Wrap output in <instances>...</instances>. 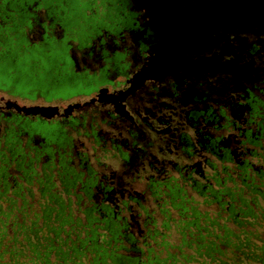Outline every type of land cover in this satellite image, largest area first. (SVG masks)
Returning <instances> with one entry per match:
<instances>
[{"label": "flooded vegetation", "instance_id": "1", "mask_svg": "<svg viewBox=\"0 0 264 264\" xmlns=\"http://www.w3.org/2000/svg\"><path fill=\"white\" fill-rule=\"evenodd\" d=\"M2 1L4 261L87 264L186 201L264 204L263 0Z\"/></svg>", "mask_w": 264, "mask_h": 264}, {"label": "trees", "instance_id": "2", "mask_svg": "<svg viewBox=\"0 0 264 264\" xmlns=\"http://www.w3.org/2000/svg\"><path fill=\"white\" fill-rule=\"evenodd\" d=\"M191 202L176 205L142 248L112 250L108 241L102 250L89 245L87 264H264V204L259 199ZM17 249L14 256L40 264L37 250ZM81 251L75 248L76 254ZM5 254L0 252V264H20L4 261Z\"/></svg>", "mask_w": 264, "mask_h": 264}, {"label": "water", "instance_id": "3", "mask_svg": "<svg viewBox=\"0 0 264 264\" xmlns=\"http://www.w3.org/2000/svg\"><path fill=\"white\" fill-rule=\"evenodd\" d=\"M231 1H232V0H230V5H231ZM235 2H237V0H236ZM239 2H240V4H243V3H244L243 5H247V4L249 3V0H247V1H246V0H240ZM263 2H264V0H263L262 2L259 1L258 3L253 4V2H252V0H251L250 5L253 4V5H251V9H252L253 6L255 5V7H254V9H253L254 17H257V16H260V15L264 14V10L261 9V6H262ZM225 4H226V3H225ZM240 4H239V3H235L234 6H235V5H240ZM242 13H243V12H242ZM242 13H241V14H242ZM242 16H244V17H245V16H248V15H247V12H244V14H243ZM250 17H251V16H250ZM237 18H238V17H237ZM242 18H243V17H242ZM235 21H236V23H237L238 20H237V19L234 20V25H235ZM232 24H233V23H232ZM255 24H256V23H254V24L251 23V26H250V27L257 26V25H255Z\"/></svg>", "mask_w": 264, "mask_h": 264}, {"label": "rangeland", "instance_id": "4", "mask_svg": "<svg viewBox=\"0 0 264 264\" xmlns=\"http://www.w3.org/2000/svg\"><path fill=\"white\" fill-rule=\"evenodd\" d=\"M3 3V1L2 0H0V5Z\"/></svg>", "mask_w": 264, "mask_h": 264}]
</instances>
